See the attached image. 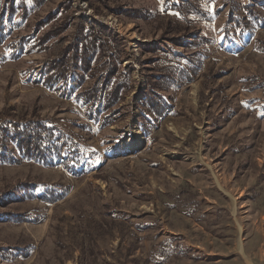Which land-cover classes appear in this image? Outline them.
<instances>
[{
	"label": "rangeland",
	"instance_id": "1",
	"mask_svg": "<svg viewBox=\"0 0 264 264\" xmlns=\"http://www.w3.org/2000/svg\"><path fill=\"white\" fill-rule=\"evenodd\" d=\"M184 1L0 0V113L52 120L74 133L93 161L84 172L0 163V193L29 180L70 187L49 204L14 189L0 205L38 216L0 214V249L33 244L17 264H161L162 243L171 253L162 264H264V0H192L200 12L192 7L182 19L176 3ZM248 8L261 20L237 25ZM166 24L206 41L146 54L168 64L175 53H202L194 78L165 92L172 108L146 135L136 104L147 87L141 44L165 41ZM92 25L110 29L125 45L122 65H135L123 113L105 126L90 120L79 97L95 81L79 61L67 78L45 83L47 64L79 35L88 43ZM172 29L168 35H177ZM90 56L92 65L101 62L100 49ZM92 218L108 234L97 238L86 228Z\"/></svg>",
	"mask_w": 264,
	"mask_h": 264
},
{
	"label": "trees",
	"instance_id": "2",
	"mask_svg": "<svg viewBox=\"0 0 264 264\" xmlns=\"http://www.w3.org/2000/svg\"><path fill=\"white\" fill-rule=\"evenodd\" d=\"M176 4H178L182 19H187L188 11L192 7L197 12L201 10V7L192 0ZM135 12L141 14L142 10L136 9ZM246 13H250L249 18L239 17L236 20L237 25L242 24L244 26L253 19L256 21L261 20L260 14L255 10L250 11L248 8ZM171 29L172 27L169 24L164 27L165 34H163L168 36L165 41L158 39L142 43L141 53L146 56L149 52L160 48L167 55L170 52L164 48V45L183 46L188 49L198 48L200 40L206 41V37L201 34L190 31H183L182 33L177 25L175 31L172 29L177 32V35L169 36ZM229 30L228 28L225 33H230ZM55 32L58 33V29ZM82 37V34L79 35L78 44L75 41L72 42L70 46L62 49L59 55L47 64L45 83L53 86L62 77L67 78L71 74L70 70L73 69L74 63L79 61L80 66L84 67L83 70L85 72L88 70L91 77H95L93 84L81 91L79 97L82 98L86 106L90 120L92 122L100 121L101 126H105L116 121L118 114L122 115L123 113L124 107L120 104L134 90L133 71L135 65L133 61L125 67L122 65L125 45L122 44L120 39L113 37L110 29L92 25L86 37L89 39L88 43L86 41L84 44ZM79 40L82 41L81 45H79ZM94 48L95 50L100 49L102 57L101 62L92 65L93 60L90 52ZM201 55V50L181 57L178 55L177 57L175 53L174 60L172 59L171 63L168 64L163 63L164 57L162 55H155V53L141 59L147 71V87L140 89L141 92L138 99H136V104L141 111V128L146 135L156 126L157 121L172 108L165 92L175 85L180 86L184 78L188 80L194 78L201 63ZM185 60L195 64L196 67L194 69L188 68ZM132 106L131 104L130 107ZM91 125L90 122L85 123V127H91ZM22 160L47 165H63L73 172H84L93 164L90 154L86 148L84 150L81 147L74 133L65 131L48 118H34L27 116L26 111L17 114L4 109L0 113V163H19ZM38 188H40V193L37 192ZM14 189L23 191V197L30 199L37 197L45 204H49L64 198L70 187L59 182H36L32 180L18 182L14 188L0 193V205L9 203L5 201V198H8ZM37 210L40 212V209L34 211ZM0 214L17 221L38 220V216L34 215L31 210L8 209L7 211H0ZM85 227H90L97 238L104 237L110 231V229L103 226L102 222L94 218L89 219ZM162 244H160L161 248L158 253L161 259L157 260L161 264L165 258L171 256L168 248ZM33 248V244L22 242V244L15 247L1 248L0 257L5 261L3 264H17L15 259L18 256H28Z\"/></svg>",
	"mask_w": 264,
	"mask_h": 264
},
{
	"label": "snow or ice",
	"instance_id": "3",
	"mask_svg": "<svg viewBox=\"0 0 264 264\" xmlns=\"http://www.w3.org/2000/svg\"><path fill=\"white\" fill-rule=\"evenodd\" d=\"M161 4L163 5L164 4V0H160ZM163 11V7L161 9Z\"/></svg>",
	"mask_w": 264,
	"mask_h": 264
}]
</instances>
